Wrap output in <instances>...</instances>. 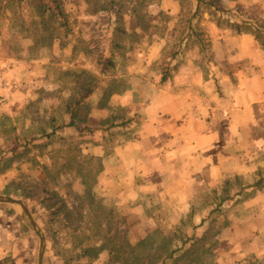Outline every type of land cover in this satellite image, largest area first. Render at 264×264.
Listing matches in <instances>:
<instances>
[{"label": "rangeland", "instance_id": "obj_1", "mask_svg": "<svg viewBox=\"0 0 264 264\" xmlns=\"http://www.w3.org/2000/svg\"><path fill=\"white\" fill-rule=\"evenodd\" d=\"M46 1L0 0V195L43 264H264V129L206 136L171 97L219 71L230 98L247 73L218 41L264 57V0ZM38 242L0 204V264Z\"/></svg>", "mask_w": 264, "mask_h": 264}, {"label": "crops", "instance_id": "obj_2", "mask_svg": "<svg viewBox=\"0 0 264 264\" xmlns=\"http://www.w3.org/2000/svg\"><path fill=\"white\" fill-rule=\"evenodd\" d=\"M218 46L219 53L221 54L218 56V59L231 55L229 53L236 54L238 57L236 56L233 61L241 63V68L247 73L242 83L237 84L230 91V98H227V95L223 91L217 93V91L213 89L209 90L206 87L207 85H211V82H215L220 78L221 80H225V77L219 75L220 73L217 71L214 77L210 76L208 78H201L195 72L193 74L188 73V75H182L183 72H181L182 76H174V80L175 78L179 80L180 77H186L187 79L192 77L195 83L198 82V85L204 84L205 88L204 90L201 88L199 91L193 87L185 90L178 89L177 91H172V99L179 101L178 99L184 98L190 99L191 103L193 100L200 102L201 111L206 112L208 117L202 121L193 122L189 120V122L200 123L203 127L207 128L206 136L215 137L220 135L224 129H228V131L234 130L233 133L238 137L240 136L239 134L243 131L246 132V130L264 129V57L259 56L256 44L248 36L244 35H242L241 40L235 42L231 50L225 48L224 42L221 41H218ZM244 54L246 56H243ZM209 97L213 98L214 102L211 100L207 101ZM188 100H186L187 108L191 106ZM215 131H218V134Z\"/></svg>", "mask_w": 264, "mask_h": 264}, {"label": "water", "instance_id": "obj_3", "mask_svg": "<svg viewBox=\"0 0 264 264\" xmlns=\"http://www.w3.org/2000/svg\"><path fill=\"white\" fill-rule=\"evenodd\" d=\"M0 204L18 205L20 207L22 214L28 221L34 233L38 236L39 242H38V250H37V264H43L45 238L40 232V230L38 229V227L36 226L35 221L32 215L30 214L26 204L20 199H15L12 197L1 196V195H0Z\"/></svg>", "mask_w": 264, "mask_h": 264}, {"label": "trees", "instance_id": "obj_4", "mask_svg": "<svg viewBox=\"0 0 264 264\" xmlns=\"http://www.w3.org/2000/svg\"><path fill=\"white\" fill-rule=\"evenodd\" d=\"M43 1H44V3H46V4H45V6H46V5L48 4L47 1H46V0H43ZM234 27H235L237 33H250V34H252V35L254 36V38H255L257 41H261V39H262L261 32L257 31L256 29H252V28H250V27H244V28H241L238 24H234ZM166 80H167V77H166V74L164 73V74H162V76H161L160 82H165ZM67 126H73V122H70L69 124H67ZM13 152H16V150L13 149ZM3 155H5V154H3ZM2 159H5V156H3ZM26 194H27V193H26ZM26 194L24 195V196H25L24 198H26V197H30L29 194H27V195H26ZM13 195L16 196L15 194H13ZM59 209H60V208L57 207V208L53 211V214H57L58 211H59ZM145 242H146V240H142L141 242L138 243L137 246H140V247H141V246H143V245L145 244ZM171 257H172L171 254L168 255L167 257H163V258H162V257H159V256H156L155 258L158 259V260L160 259V260H159V261L157 260L154 264H164L165 261H166L168 258H171ZM138 260H139V257H135L131 264H139Z\"/></svg>", "mask_w": 264, "mask_h": 264}]
</instances>
